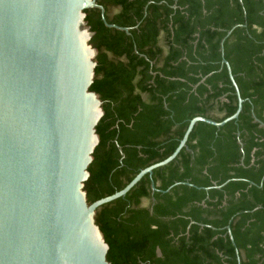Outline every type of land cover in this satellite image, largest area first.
<instances>
[{
	"label": "trees",
	"instance_id": "obj_1",
	"mask_svg": "<svg viewBox=\"0 0 264 264\" xmlns=\"http://www.w3.org/2000/svg\"><path fill=\"white\" fill-rule=\"evenodd\" d=\"M97 2L129 33L86 11L98 50L91 91L104 110L89 203L168 159L193 119L236 113L224 60L244 100L238 119L196 124L174 161L99 209L108 261L264 264V0Z\"/></svg>",
	"mask_w": 264,
	"mask_h": 264
},
{
	"label": "water",
	"instance_id": "obj_2",
	"mask_svg": "<svg viewBox=\"0 0 264 264\" xmlns=\"http://www.w3.org/2000/svg\"><path fill=\"white\" fill-rule=\"evenodd\" d=\"M88 10L129 33L107 24L97 0H0V264H112L99 209L174 161L196 124L220 128L242 111L224 60L238 95L236 113L220 123L193 119L168 159L89 203L85 183L104 110L91 91L98 50L90 43Z\"/></svg>",
	"mask_w": 264,
	"mask_h": 264
}]
</instances>
